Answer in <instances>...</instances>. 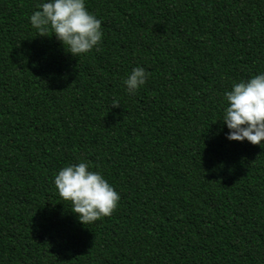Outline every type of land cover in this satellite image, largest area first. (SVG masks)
<instances>
[{"label":"trees","instance_id":"1","mask_svg":"<svg viewBox=\"0 0 264 264\" xmlns=\"http://www.w3.org/2000/svg\"><path fill=\"white\" fill-rule=\"evenodd\" d=\"M38 3L0 0V264H264V144L218 120L264 71V0H85L103 38L79 57ZM79 159L120 194L85 225L52 183Z\"/></svg>","mask_w":264,"mask_h":264},{"label":"clouds","instance_id":"2","mask_svg":"<svg viewBox=\"0 0 264 264\" xmlns=\"http://www.w3.org/2000/svg\"><path fill=\"white\" fill-rule=\"evenodd\" d=\"M38 34L51 31L63 49L74 57L100 48L103 38L101 20L86 8L85 0H39L28 16ZM148 78L141 66L130 69L123 79L125 92L135 95ZM113 105L118 102L113 100ZM219 121L227 128L225 139L264 144V71L231 83L224 90ZM63 201L83 225L112 214L120 194L100 170H92L87 159L67 163L52 177Z\"/></svg>","mask_w":264,"mask_h":264}]
</instances>
